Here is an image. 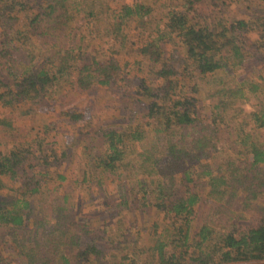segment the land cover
<instances>
[{"label": "trees", "instance_id": "obj_1", "mask_svg": "<svg viewBox=\"0 0 264 264\" xmlns=\"http://www.w3.org/2000/svg\"><path fill=\"white\" fill-rule=\"evenodd\" d=\"M66 1L69 0L38 1L35 12L22 17L25 32L40 38L52 36L58 41L55 47L61 50L56 53V60L54 55L45 54L43 60L47 63L32 69L33 57L28 51L17 57L5 49L11 38L6 36L2 40L0 49H5V57L0 60V101L14 116L28 112L40 100L42 90L56 87L55 75L68 68H75L76 89L108 86L117 79L120 66L110 56L97 59L94 53H88L75 63L73 52L80 48L76 37L82 36L72 32L76 12L84 14L89 26L102 17L106 34L121 43L123 28L130 24L134 29L144 26L145 15L150 11L139 2L122 4L115 13L93 5H89L87 12L80 5L67 13L63 8ZM245 1L264 5V0ZM228 2L231 0H179L178 4L166 7L162 26L155 23L139 47L148 60L159 62L155 70L157 81L151 85L146 79L137 82L141 93L151 98L145 114L152 124L148 128H111L102 134L104 150L92 162L117 176L118 169L124 170L143 192L147 191L146 186L150 188L148 192L163 220L159 232L156 233L155 223L144 243L136 245L143 254L132 252L127 263L122 262L123 256L117 264H230L248 260L264 264V204H252V199L264 192V180L253 181L257 178L253 170L260 173L264 167V141L258 140L250 128L238 125L231 135L234 142H239L237 152L243 153L237 157L240 165L235 156L216 158L209 153L217 145L218 119L226 109L235 106L245 91L264 93L260 82L241 70L251 53L248 29H256V46L264 48V13L246 17L227 14L224 5ZM15 3L18 4L16 0L0 3V22L5 13L13 14L11 7ZM173 36L182 43L181 61L191 66V73L203 75L216 69L225 73L205 83L204 95L213 101L210 115H197V85L190 84L186 71L185 78L180 79L175 65L161 58L160 41H170ZM22 56L25 58L21 59ZM171 57L172 54L168 58ZM246 115L253 127L264 126V103L259 101ZM13 119V115L0 117L3 130L14 128ZM22 160L18 147L0 151V188L1 176L12 182L20 178ZM21 178L16 195L0 197V234L8 237L0 240L9 244L22 264H107V258L116 259L115 251L122 240L111 238L109 246L96 237L85 240L77 229L80 224H70L64 194L59 199L36 179L31 182L27 176ZM178 180L184 182L180 191L175 187ZM21 188L23 191L17 193ZM202 189L206 190L209 205L205 218L193 224L195 204ZM238 189L248 195L241 198L240 208L232 209L231 198ZM246 209L258 213L256 225L239 229L237 221ZM216 216L224 217L226 222L223 219L217 225ZM104 247L108 249L104 251ZM109 250L113 252L106 253Z\"/></svg>", "mask_w": 264, "mask_h": 264}, {"label": "rangeland", "instance_id": "obj_2", "mask_svg": "<svg viewBox=\"0 0 264 264\" xmlns=\"http://www.w3.org/2000/svg\"><path fill=\"white\" fill-rule=\"evenodd\" d=\"M16 0L15 6L11 7L13 14H4L0 22V47L6 36L12 42L7 46L8 51L17 57L28 51L32 56L31 68L47 63L45 54L54 55L61 48L58 41L50 36L40 38L25 32L22 17L25 14L35 12L36 2L47 0ZM142 3L148 6L150 11L146 16V23L137 29L123 28V40L120 43L106 34L102 17L92 26L86 25L87 21L83 13L76 12L73 23V31L81 33L77 38L79 50H74L73 59L75 63L81 61L82 56L94 53L97 59L106 56L114 58L120 66L117 79L108 86H92L76 89L74 87L75 68H68L61 75L54 77L55 88L42 90L40 100L23 115L14 116V112H8V108L0 101V117L10 115L14 117L12 124L14 128L8 131L0 124V151L18 147L21 149L23 160L19 166L17 181L12 182L5 176H1L3 186L0 188V197L16 195V189L20 187L21 177H29L33 182H40L42 188L52 191V196L59 199L64 194L65 205H67L69 221L80 224L78 231L87 237H96L105 246H109L111 238L122 240L119 243L123 249L115 251L116 259L107 258V264L127 263L128 257L134 252L141 255L136 245H142L154 224L156 233L162 228V212L154 205L153 195L147 191L143 192L136 183L133 176L125 175V171L110 173L108 170L95 166L92 159L98 157L104 150L101 140L102 134L108 129L119 130L125 126L148 128L151 118L145 114L148 98L137 86V82L146 79L149 84L157 81L155 70L158 61L147 59V55L139 51L142 40L153 31L155 23L159 26L165 21V9L179 0H69L63 5L67 13L74 11V7L83 6L87 12L89 5L96 9L108 8L111 13L118 11L122 4ZM0 3H10V0H0ZM22 4V6H20ZM30 6V7H28ZM225 13L237 17H246L264 13V5H258L255 1L231 0L224 5ZM109 10L106 9L108 12ZM248 49L250 56L242 67V73L254 81L260 82L264 87V48L256 46L258 37L256 29H248ZM74 40V37H72ZM114 40V41H113ZM72 46V44H70ZM162 60H168L175 65L176 73L180 79L185 78V71L190 84L197 85L194 103L197 107V115L211 113L212 100L204 95L205 83L214 81L224 75L221 69L206 72L203 75L190 72V65L181 61L183 59L182 43L179 37L173 36L170 41H160ZM5 49H0V60H3ZM56 49H58L56 51ZM56 51V52H55ZM172 54L171 59L168 58ZM25 57H21L23 59ZM168 58V59H167ZM176 58H178L176 60ZM161 61V59H160ZM179 61V64H177ZM181 61V62H180ZM38 62V64H37ZM186 69V70H185ZM151 85V84H150ZM54 88V90H53ZM264 103V93L244 92V96L237 100L236 105L226 109L224 116L218 119V141L216 147L209 152L219 158L227 156L241 157L243 153L237 152L239 142H234L232 130L241 125L244 129H251L258 140L264 141V126L253 127L247 118L246 111L255 109L258 102ZM150 124H146V122ZM94 164V166L92 165ZM262 172L255 174L258 179L264 180V167ZM175 183L177 191L183 189L184 182L178 180ZM191 183L189 182L188 185ZM264 190V186H263ZM22 188L17 193L22 192ZM200 191L201 198L195 204L194 221L197 224L205 218L209 205V197ZM232 195V209L241 207V198L246 199L248 192L238 189ZM252 204H264V192L257 195ZM225 206L227 205L224 202ZM239 206V207H238ZM243 218L237 221L239 229L256 225L258 213L246 209L242 211ZM218 216V215H217ZM215 217V223L220 225L224 217ZM2 237H8L0 234ZM124 244V245H121ZM8 243L0 240V264H22L18 254L8 247ZM108 248L104 247V251ZM112 250H109L111 253ZM254 260L234 261L230 264H254ZM228 264V263H226Z\"/></svg>", "mask_w": 264, "mask_h": 264}]
</instances>
